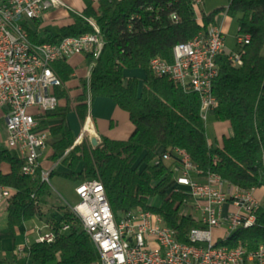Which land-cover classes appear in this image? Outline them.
Returning a JSON list of instances; mask_svg holds the SVG:
<instances>
[{
    "label": "trees",
    "instance_id": "16d2710c",
    "mask_svg": "<svg viewBox=\"0 0 264 264\" xmlns=\"http://www.w3.org/2000/svg\"><path fill=\"white\" fill-rule=\"evenodd\" d=\"M192 0H84L85 10L72 14L73 24L56 36L40 38L28 30L30 40L37 44L60 43L64 38L93 33L88 19H93L103 36V50L90 76L92 101L109 99L128 113L134 132L127 141L103 139L94 149L89 140L75 144L74 133L67 125V115L74 111L84 124L87 117V81L81 80L82 94L70 103L67 90L59 88L56 95L65 100L59 107L37 117L39 129L47 130L53 142L47 161L55 166L50 178L61 176L82 183L100 182L116 219L143 209L160 216L176 234L178 241L188 243V235L198 228L195 218L182 213L188 194L176 189L173 152L187 153L201 172L200 181L218 175L243 190L264 189V0H228L226 7L202 15L198 22L191 7ZM172 15L177 20L172 19ZM236 20L239 36L248 35L243 66L232 67L225 57L219 59L220 74L213 94L217 108L213 117L218 124L229 127L228 135L209 145L201 117V103L194 92H186L167 77H157L149 69L150 61L160 57L173 60V48L191 41L208 26L217 24L218 16ZM35 26H38L36 21ZM90 66L91 56H84ZM63 85L72 79L74 69L67 62L53 66ZM143 74V79L129 75ZM50 121H58L49 125ZM2 126L4 123L2 121ZM170 154L172 162L163 157ZM24 159L16 150L0 142V186L10 188L13 196L6 212V222L14 232L23 224L41 219L43 207L49 206V184L41 180L40 166L34 177L24 176ZM160 201L159 206H154ZM52 209V210H51ZM62 221L48 222L55 232L51 244L34 243L25 250L31 264H93L98 253L82 222L71 210L61 208ZM256 225L236 232L218 246H242L249 252L264 245V206L256 212ZM69 226L61 232L63 226Z\"/></svg>",
    "mask_w": 264,
    "mask_h": 264
},
{
    "label": "built area",
    "instance_id": "2783aa9c",
    "mask_svg": "<svg viewBox=\"0 0 264 264\" xmlns=\"http://www.w3.org/2000/svg\"><path fill=\"white\" fill-rule=\"evenodd\" d=\"M203 2H191L198 22H201L199 8ZM65 7L62 0H0V122L3 121L7 132L5 146L18 151L24 159L21 169L24 176L37 175L50 137L47 130L39 129L37 117L55 111L60 105L55 92L63 83L53 69L56 63L69 62L76 56L92 57L87 75L89 111L92 104L90 76L103 50V37L81 35L64 38L57 44H37L30 40L31 24L47 12ZM172 19L177 17L172 15ZM87 22L97 25L93 19ZM249 38L239 36V50L228 53L223 27L210 25L191 41L176 45L172 63L155 57L149 69L157 77L172 79L182 90L196 93L205 122L217 108L213 88L220 74L219 59L225 57L232 67L240 68ZM90 130L88 117L76 144ZM173 155L179 159L173 169L176 189L184 190L189 197L183 203L182 213L195 218L199 225L190 231L188 243L178 241L162 218L150 211L139 208L116 219L103 185L87 180L76 188L79 202L71 211L81 220L95 245L97 264H264V245L251 252L242 246L216 247V240L229 230L256 225V212L261 207L256 190H242L218 175H209L202 182L201 172L186 152L175 150ZM163 160L172 162L173 158L166 154ZM51 171H41L43 182L49 184ZM12 196L10 188L0 186L1 212H7ZM68 229L69 226H63L61 232ZM36 235L38 244H51L52 238H56L49 222L36 229ZM31 246L27 242L17 253L25 255Z\"/></svg>",
    "mask_w": 264,
    "mask_h": 264
},
{
    "label": "crops",
    "instance_id": "0c3cea01",
    "mask_svg": "<svg viewBox=\"0 0 264 264\" xmlns=\"http://www.w3.org/2000/svg\"><path fill=\"white\" fill-rule=\"evenodd\" d=\"M62 1L66 5L65 8L55 9V10H51L47 12L44 15V17L38 21L37 27L35 26L34 23L30 25L31 29L35 30L38 33V36L40 38H46L48 36L58 35L60 31L57 34H55L51 31V29L48 28V26L57 25L60 28V30L64 27L71 26L73 24L72 14L80 15L85 10L84 0H62ZM92 1H93V7L97 9L99 0H92ZM111 1L114 4H117L119 2V0H111ZM41 22L44 24L41 25ZM217 24H219L218 21H217ZM42 28H45L43 35L40 34V30ZM67 63L74 69V74L72 76V79L69 82H67L65 85H63V87L67 90L70 103L72 104L73 107H76L77 104L75 103V99L82 94L81 80L84 79L87 81L89 66L86 65L84 56H76ZM84 66L86 67V74L83 77L78 74V69ZM138 73L139 72H134L129 75L136 76L140 79H143V75L142 74L138 75ZM66 104L67 102L64 99L60 100L61 106H65ZM87 110L88 111H87L86 120L88 117H90L91 130H90V134H88L84 139L89 140V142H90L91 136H96L100 141H103V139L105 138L110 139V140H115V141H127L134 132V126L130 120L128 113L121 110L119 107H117V105L114 102H112L109 99H101V98L96 99L95 101H92L90 111L88 107H87ZM66 121H67V125L69 129L75 135V138H76L75 144H76L79 137L81 136L83 132L85 122L84 124H82L79 120L77 113L74 111L70 112L67 115ZM1 123L2 121L0 122V126H1ZM57 123L58 121H50L49 125H55ZM216 125H217V136H216L215 142L218 143L222 140L224 136L228 135L229 127L227 125L218 124V123ZM5 140H6L5 137L0 136L1 143L4 144ZM52 142H53V139L49 137V141H48L46 148L48 147L50 148ZM208 144L213 145L209 141H208ZM43 153H42V156H43ZM46 164H47L46 168H50L49 170H53V168L55 167L51 165L47 161V159H46ZM40 165L44 169L42 163H40ZM261 190L264 191V189H261ZM258 192L259 191H256L255 195H256V198L261 203V199L257 195ZM43 216L41 217V219L33 220V221L23 224L22 226L18 227L14 232H12L9 230L7 226L6 213H3L0 211V221L1 220L5 221L6 229L9 230V233L13 238V243L7 245L2 251H0V264H9L8 259H7V254H6V252H8L9 250L12 252L14 256V264H27L28 262H30L27 260L24 254L22 255L15 254L16 249H17L16 239L21 238L23 240V245L21 247H18V249L23 248L27 242L30 245H33L37 238L36 229L42 228L46 223H48V221L46 222L43 221ZM28 223H32V226H29ZM32 237L35 238L34 241H32L31 239ZM0 240L2 239L0 238Z\"/></svg>",
    "mask_w": 264,
    "mask_h": 264
},
{
    "label": "rangeland",
    "instance_id": "374dc122",
    "mask_svg": "<svg viewBox=\"0 0 264 264\" xmlns=\"http://www.w3.org/2000/svg\"><path fill=\"white\" fill-rule=\"evenodd\" d=\"M228 5V0H204L203 4L200 6L199 11L201 15H207L211 13L212 11L226 7ZM218 23L223 27V30L226 34L225 39V46H226V52H237L239 50V46L237 44V38L239 37V27L236 20H232L230 18H227L226 16H218L217 19ZM44 23L41 22V25ZM33 28V26H32ZM49 29L55 34H57L60 31V28L56 25H49ZM45 31V28H42L40 30V34L43 35ZM263 55H264V49H263ZM78 74L80 76H85L86 74V67H80L78 69ZM142 74V73H138ZM143 75V74H142ZM205 128H206V137L207 140L215 145L216 136H217V122L215 121L213 115H209L207 120L204 122ZM0 136L5 137L7 136L6 128L5 126H0ZM51 150L50 148H46V150L43 153V156L40 158V163H42L44 170L48 171L50 168H46V159L48 158ZM79 182L73 181L61 176H54L50 178L49 182V188L51 192V196L48 198L49 206H54L56 208V211L54 213H59L61 208H67L68 210L73 209L79 202V199L76 195V188L79 186ZM258 197L261 199V205L264 206V191L259 190ZM191 205L194 204L193 201H191ZM154 206H159L160 201H155ZM44 210V216L43 221L46 222L51 218V213L48 212V207H43ZM52 210V209H51ZM29 226H32V223H28ZM0 251H2L7 245L13 243V238L9 233V230L6 229V223L4 220L0 221ZM222 238V236L220 237ZM32 241L35 240L34 237L31 238ZM11 240V241H10ZM219 239L216 240V242ZM17 242V249L15 254H18V247H21L23 245V240L21 238L16 239ZM7 259L9 264H14V256L12 252L9 250L6 252Z\"/></svg>",
    "mask_w": 264,
    "mask_h": 264
},
{
    "label": "bare ground",
    "instance_id": "6f19581e",
    "mask_svg": "<svg viewBox=\"0 0 264 264\" xmlns=\"http://www.w3.org/2000/svg\"><path fill=\"white\" fill-rule=\"evenodd\" d=\"M91 26H92L94 32L93 33H90V34H85V35H96V37H103L100 29L95 24H92L91 23ZM249 43H250V38H249V41H248V45H249ZM242 66H243V59H242V62H241V67ZM253 226H254V224H246L245 225V229L252 228ZM242 229H244V228H233V229H231V230L228 231L227 235H223L222 238H220L219 240L230 239L236 232H238V231H240ZM55 239L56 238H52V243L55 241ZM217 242H216V247H224V246H218L217 245ZM93 264H97V261L95 263H93Z\"/></svg>",
    "mask_w": 264,
    "mask_h": 264
},
{
    "label": "water",
    "instance_id": "95a60500",
    "mask_svg": "<svg viewBox=\"0 0 264 264\" xmlns=\"http://www.w3.org/2000/svg\"><path fill=\"white\" fill-rule=\"evenodd\" d=\"M90 142L94 149L99 148L102 145V141H100L96 136H91ZM52 218H56L59 222L62 221V216L59 213H54Z\"/></svg>",
    "mask_w": 264,
    "mask_h": 264
}]
</instances>
